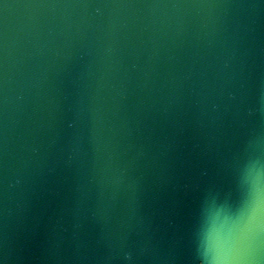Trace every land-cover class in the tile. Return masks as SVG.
I'll list each match as a JSON object with an SVG mask.
<instances>
[{
    "label": "water",
    "instance_id": "water-1",
    "mask_svg": "<svg viewBox=\"0 0 264 264\" xmlns=\"http://www.w3.org/2000/svg\"><path fill=\"white\" fill-rule=\"evenodd\" d=\"M252 154L264 0H0V264H196Z\"/></svg>",
    "mask_w": 264,
    "mask_h": 264
},
{
    "label": "clouds",
    "instance_id": "clouds-1",
    "mask_svg": "<svg viewBox=\"0 0 264 264\" xmlns=\"http://www.w3.org/2000/svg\"><path fill=\"white\" fill-rule=\"evenodd\" d=\"M237 186L239 207L229 237L216 242L206 232H197L196 264H264V155H248L239 162ZM218 198L206 197L202 211Z\"/></svg>",
    "mask_w": 264,
    "mask_h": 264
}]
</instances>
